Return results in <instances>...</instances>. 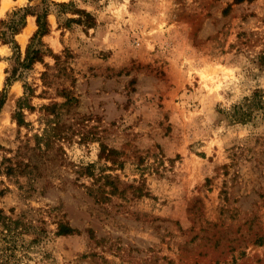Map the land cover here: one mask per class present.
Masks as SVG:
<instances>
[{"label":"rangeland","instance_id":"rangeland-1","mask_svg":"<svg viewBox=\"0 0 264 264\" xmlns=\"http://www.w3.org/2000/svg\"><path fill=\"white\" fill-rule=\"evenodd\" d=\"M6 1L0 19L41 7ZM52 1L94 24L50 13L51 53L8 87L35 17L18 51L0 45V264H264V0ZM63 90L77 101L61 106ZM54 122L62 138L39 147ZM4 158L26 166L7 175ZM2 216L19 219L12 233Z\"/></svg>","mask_w":264,"mask_h":264},{"label":"trees","instance_id":"trees-1","mask_svg":"<svg viewBox=\"0 0 264 264\" xmlns=\"http://www.w3.org/2000/svg\"><path fill=\"white\" fill-rule=\"evenodd\" d=\"M32 1V0H30ZM243 0H235L236 3H240ZM41 7H22L18 10L13 11L8 18L6 19H0V45H11L13 49L16 51L19 50V46L15 41V36L20 33V31L26 26L27 23V16H34L35 17V23H36V31L30 38V42L26 49V55L21 62H17V65L14 66L11 70V76H9L6 80V86L8 87L11 84L12 80L16 79V74L20 68H30L35 62L41 61L43 57L51 53L50 50L47 48L45 43L43 42V37L49 34L50 32V24L48 21V16L50 13L54 11L57 22L59 26L61 27H70L71 24L77 23V24H83L85 27L90 28L94 24V18L93 16L86 10L83 9H77L72 8L73 4L70 2H55L52 0H41L40 1ZM53 9V10H52ZM68 13L77 14L78 18H69L66 17ZM57 59V58H56ZM259 63L261 67H264V51L259 56ZM19 68V69H18ZM7 87L3 89L2 92H0V110L5 104L6 101V93H7ZM27 90L24 92V96L19 98L17 100V108L15 110V114L13 116V119L17 122V125L19 127L25 126L28 123L25 121V114L24 110L27 108L29 110H34V106L30 104L29 97L33 96V91L29 86H26ZM258 93L255 92L254 96ZM61 96L65 98V101L62 103L61 106H70L73 104L77 99L70 94V92L63 90L61 92ZM252 105L256 108H260L263 106V100L262 99H254L252 101ZM57 106V103H53L51 105H46L43 107V110L47 111L49 114L55 115V108ZM234 116L236 117V120L243 123L250 119L251 112H247L243 110L242 106H235ZM53 122V121H52ZM58 123L54 122L53 126H49V131L45 133V136L38 138L37 145L39 146V140H45V145L48 146L51 144L52 141L56 139L62 138L61 134L59 133L58 129ZM40 147V146H39ZM112 150L109 151V153ZM6 162H8L7 166L4 168L5 174L11 175L13 174L17 169H22L23 166H26V164L23 163V161H17L13 162L11 158H4ZM1 169V168H0ZM23 170H21L22 172ZM102 187V186H101ZM115 189V188H114ZM2 219V227L3 231L1 233L3 234L4 231H7V233H12L15 228L20 224L19 219H13L11 217H1ZM75 233V230L68 224L60 222L58 224L57 228V234L58 235H71ZM10 235V234H8ZM5 236H7L5 234ZM9 247H4V252L2 253V257L5 256L6 250H8ZM1 257V259H3Z\"/></svg>","mask_w":264,"mask_h":264},{"label":"bare ground","instance_id":"bare-ground-1","mask_svg":"<svg viewBox=\"0 0 264 264\" xmlns=\"http://www.w3.org/2000/svg\"><path fill=\"white\" fill-rule=\"evenodd\" d=\"M6 5H7V1L6 0H3V2H2V8L7 7ZM23 38H24V36H23Z\"/></svg>","mask_w":264,"mask_h":264}]
</instances>
